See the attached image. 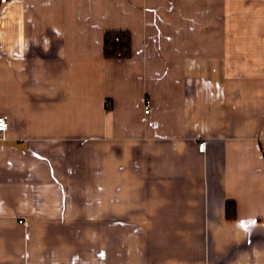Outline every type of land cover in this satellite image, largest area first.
<instances>
[{"label": "crops", "instance_id": "obj_1", "mask_svg": "<svg viewBox=\"0 0 264 264\" xmlns=\"http://www.w3.org/2000/svg\"><path fill=\"white\" fill-rule=\"evenodd\" d=\"M0 116V264H264V0H0Z\"/></svg>", "mask_w": 264, "mask_h": 264}, {"label": "trees", "instance_id": "obj_2", "mask_svg": "<svg viewBox=\"0 0 264 264\" xmlns=\"http://www.w3.org/2000/svg\"><path fill=\"white\" fill-rule=\"evenodd\" d=\"M131 54V36L128 32H109L105 36L104 55L110 59L128 58ZM236 216L235 204H227V218L232 219Z\"/></svg>", "mask_w": 264, "mask_h": 264}, {"label": "built area", "instance_id": "obj_3", "mask_svg": "<svg viewBox=\"0 0 264 264\" xmlns=\"http://www.w3.org/2000/svg\"><path fill=\"white\" fill-rule=\"evenodd\" d=\"M146 112H149V106H146ZM8 121L6 120L5 117L0 116V133H5L6 130L8 129ZM206 150V142L205 141H200L199 142V151L204 152Z\"/></svg>", "mask_w": 264, "mask_h": 264}]
</instances>
